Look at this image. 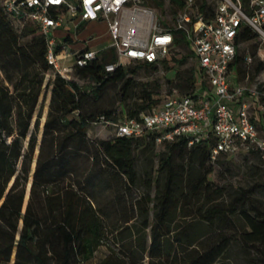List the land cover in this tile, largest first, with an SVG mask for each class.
<instances>
[{
    "label": "trees",
    "instance_id": "1",
    "mask_svg": "<svg viewBox=\"0 0 264 264\" xmlns=\"http://www.w3.org/2000/svg\"><path fill=\"white\" fill-rule=\"evenodd\" d=\"M256 38L244 27L239 41ZM174 42L188 53H172L159 64L134 62L109 73L105 65L115 63L116 57L104 49L95 60L73 69L88 86L59 75L45 84L51 68L44 37L32 24L17 33L0 6V71L5 83L0 85V264L12 257L13 264H90L103 245L107 252L97 264H229L234 248L245 264H264V210L254 200L261 187L237 188L228 203L217 202L224 189L210 180L212 164L223 165L227 157L211 161L213 136L191 146L182 137L161 144L160 152L155 151L160 145L154 134L111 140L88 136V128L100 117L107 122L133 119L158 106L154 90L137 86L132 76L139 69L168 72L183 65L192 50L179 32ZM241 61L238 52L233 64L237 74ZM262 68L260 63L257 71ZM198 76L197 68L177 70L167 84L191 96ZM201 83L200 89H206ZM116 84L121 85L119 101L124 106L120 116L117 109L98 104L104 91ZM138 87L136 100L127 104ZM44 88L50 89V98L39 142L43 105L38 104ZM255 104L250 109L255 110ZM244 154L261 153L250 149ZM149 155L158 158L157 167L138 174L136 159ZM101 181L113 192L106 206L95 197ZM140 186L141 194L135 195ZM117 204L128 205L132 213L125 214L121 225L111 222ZM134 212L141 218L138 225L132 222Z\"/></svg>",
    "mask_w": 264,
    "mask_h": 264
},
{
    "label": "built area",
    "instance_id": "2",
    "mask_svg": "<svg viewBox=\"0 0 264 264\" xmlns=\"http://www.w3.org/2000/svg\"><path fill=\"white\" fill-rule=\"evenodd\" d=\"M1 8L17 33L29 24L37 28L45 39L53 76L67 80L75 67L87 65L104 49L116 57L115 63L105 65L109 73L134 62L159 64L179 50L174 42L179 32L201 75L193 94L174 92L138 118L107 122L100 117L93 124L109 126L114 137L154 134L157 145L184 137L191 146L211 135L212 162L250 149L264 157V137L249 112L253 103L264 100V87L247 88L232 75L240 45L245 43L239 41L244 27L261 41L259 56L264 60V0H4ZM68 23L75 29L87 23L105 24L109 45L100 50L84 48L69 59L66 44L56 51L55 34ZM66 60L72 63L62 65ZM244 60L251 63L249 56ZM201 82L206 90L200 89Z\"/></svg>",
    "mask_w": 264,
    "mask_h": 264
},
{
    "label": "rangeland",
    "instance_id": "3",
    "mask_svg": "<svg viewBox=\"0 0 264 264\" xmlns=\"http://www.w3.org/2000/svg\"><path fill=\"white\" fill-rule=\"evenodd\" d=\"M4 0H0V6ZM85 25H82L84 27ZM69 31L72 33H81L84 29L79 28L75 30L72 23H70L67 27ZM88 34H90L94 39H103L105 45L109 44V40H106L105 35V27L102 23L96 25V27L89 28L85 30ZM61 37L56 35L57 44L60 45L62 43ZM262 49L261 41L256 38L254 40L248 41L247 43H242L240 45L239 55L242 58L240 64L241 73L238 74V82L246 86L247 88L257 87L258 90H262L264 87V60L261 59L259 56L260 50ZM179 55H184L188 53V50L185 48L179 49L177 52ZM251 58V63H246L244 58L245 57ZM72 60L64 61V64H70ZM263 64V68L260 71H257L258 65ZM131 64L129 67H132ZM189 68H196V63L194 60L193 55H189L186 59V62L178 67L170 69L168 72H165L163 69H158L156 71L139 69L135 75L132 76L133 80H135L137 86L143 84L144 86L148 87V89L154 90L153 98L158 100V105H160L167 96L171 95L172 93L176 92L178 95H184L180 93L177 88L173 86H169L167 84V80H173L175 73L177 70L184 71ZM237 68L235 66L233 71V77L236 75ZM129 76V75H128ZM53 77L51 71L45 74V84L49 79ZM68 79L77 82L78 85L81 87L88 86L90 83L86 79H79L77 78L74 73L68 75ZM3 74L0 71V85L3 84ZM5 84V83H4ZM159 85V89H155V85ZM120 84L111 85L109 86L103 93L101 100L98 104L102 107H106L107 109H117V116H120L122 109H124L123 104L120 103ZM139 87L134 91L132 98L128 97L126 99L127 104L134 102L137 97ZM208 89V88H207ZM206 90V89H205ZM44 94L46 97L44 98ZM40 98L42 99L40 106L43 105L42 110V118H41V125L45 120V116L48 109L49 98H50V89L46 91V88L43 89ZM250 103V102H249ZM251 118L257 117L258 121L255 122V126L257 127L258 133L261 137H264V100L261 99L257 104H255V110H249ZM119 113V114H118ZM122 114V113H121ZM88 136L90 139L93 140H111L114 137V130L109 126L103 127L101 125H91L88 128ZM26 145V143H25ZM164 146H155V151L160 152L162 151ZM222 161V158H219ZM218 159V160H219ZM36 162V153L34 155L32 164H31V172L35 167ZM158 158L152 155H149L146 159L143 157H139L136 159L135 169L138 174L148 167H157ZM213 172L210 176L211 182L217 187H221L224 189L223 197L217 200L218 203H228L230 198L237 194V188H250L254 186H259L257 189L260 190L258 193L254 195V200L256 205L264 210V157L261 154H238L235 156L227 157L225 163L223 165L212 164ZM31 173L29 174L30 180ZM28 180V184H26V192L28 190V186L30 181ZM95 197L98 199L100 204L106 206V202L110 200L113 194L111 188H109L108 184L105 182H100L97 184ZM141 185V184H140ZM142 186L138 187L135 191V195L141 194L143 188ZM151 195H154V190H152ZM108 206V205H107ZM131 215L130 209L128 205L117 204V208L115 209L114 213L111 216V222L113 225H121L123 219L125 218V214ZM135 213V212H134ZM134 220L132 222L136 223V225L140 224L141 218L139 214L136 212ZM124 217V218H123ZM181 221V220H179ZM188 221V220H187ZM112 227V226H110ZM107 252V247L102 246L100 247L95 256L92 258L90 264H97L99 259ZM252 256V255H251ZM250 256V257H251ZM13 257L11 258L10 263L13 264ZM229 264H245L243 262L242 254H240L237 248H234L230 255L228 256Z\"/></svg>",
    "mask_w": 264,
    "mask_h": 264
},
{
    "label": "crops",
    "instance_id": "4",
    "mask_svg": "<svg viewBox=\"0 0 264 264\" xmlns=\"http://www.w3.org/2000/svg\"><path fill=\"white\" fill-rule=\"evenodd\" d=\"M69 24L70 23H68V25ZM98 24L99 23H87V24H82V25H85L84 27H82V25H81L77 29L74 28L75 30H78L79 28L84 29V31L81 32V33H72L71 31H69L68 28L58 29L55 32V34L58 35L59 37H61L62 40L64 38H67V41L64 42V44H66V46H67V50H68L67 52L70 55L69 59L74 55L75 52L80 51V50H82L84 48H90V49H93V50H100V49H103V48H105V47H107L109 45V44L105 45L104 44L105 41L103 39H99V40L98 39H94L90 34H88L85 31V30H88L89 28L96 27V25H98ZM102 25H104V27H105L106 40H109L108 35H107L106 25L103 24V23H102ZM62 65H65L64 62H62ZM236 76H237V78H236V80H237L238 79L237 72H236ZM237 82H238V80H237ZM41 100L42 99L39 98L38 108H40V103L42 102ZM247 101L251 103V100H249L248 98H247ZM47 111H48V109H47ZM46 115H47V113H46ZM45 119H46V116H45ZM44 122H45V120L43 121L42 125L40 123V127H39L40 128L39 142H40V138H41V133H42ZM35 153H36V157H37L38 146L36 148ZM35 166H36V162H35ZM34 170H35V167L33 168L32 172L30 171L31 176H30V180L28 179L30 181V183H29L27 192H26V187H25V194H24V198H23L22 213H24L25 208H26L27 203H28V200H29L30 188H31V183H32V175L34 173ZM11 184H12V181L9 183L8 187H10ZM27 184H28V181H27ZM21 224H22V221L19 222V226H21ZM95 254H94V256H95ZM105 254H106V252H105ZM105 254L100 259H102L105 256ZM100 259H99V261H100Z\"/></svg>",
    "mask_w": 264,
    "mask_h": 264
}]
</instances>
